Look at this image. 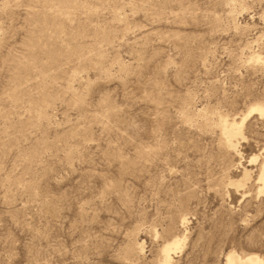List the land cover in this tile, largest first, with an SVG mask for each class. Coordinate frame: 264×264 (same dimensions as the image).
I'll return each mask as SVG.
<instances>
[{"label": "rangeland", "instance_id": "1", "mask_svg": "<svg viewBox=\"0 0 264 264\" xmlns=\"http://www.w3.org/2000/svg\"><path fill=\"white\" fill-rule=\"evenodd\" d=\"M253 106L264 0H0V264L264 261Z\"/></svg>", "mask_w": 264, "mask_h": 264}, {"label": "bare ground", "instance_id": "2", "mask_svg": "<svg viewBox=\"0 0 264 264\" xmlns=\"http://www.w3.org/2000/svg\"><path fill=\"white\" fill-rule=\"evenodd\" d=\"M263 111H264L263 107L253 106L249 110V114L250 113H262ZM242 123H243V120L240 124V127L242 126ZM220 126H221L222 130L224 131L225 135L227 134V136L228 135H234V134H237L239 132V126L237 127L234 123L229 125L227 122L223 121L220 123ZM224 138H226V137H224ZM226 146L228 147V145H226ZM259 179L264 183V170L261 171ZM262 191H264V188L262 189ZM178 246H179V244H178L177 240H174L171 243L166 244L163 248V253L165 255V258L168 259L169 255H170L169 253L171 251H173L174 249H178ZM168 262H169V260L167 261V263ZM225 264H264V261L262 258H260L258 255H255V254L239 255L236 253H228L226 255V258H225Z\"/></svg>", "mask_w": 264, "mask_h": 264}]
</instances>
